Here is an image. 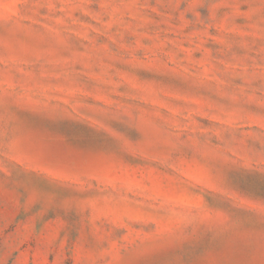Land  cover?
<instances>
[{"label": "rangeland", "instance_id": "obj_1", "mask_svg": "<svg viewBox=\"0 0 264 264\" xmlns=\"http://www.w3.org/2000/svg\"><path fill=\"white\" fill-rule=\"evenodd\" d=\"M0 264H264V0H0Z\"/></svg>", "mask_w": 264, "mask_h": 264}]
</instances>
